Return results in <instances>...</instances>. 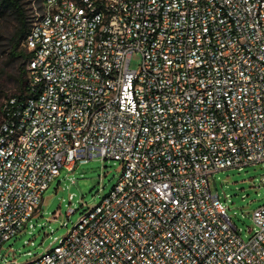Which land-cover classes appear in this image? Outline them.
Listing matches in <instances>:
<instances>
[{"label": "built area", "instance_id": "1", "mask_svg": "<svg viewBox=\"0 0 264 264\" xmlns=\"http://www.w3.org/2000/svg\"><path fill=\"white\" fill-rule=\"evenodd\" d=\"M33 4L31 95L0 111V251L63 169L100 159L118 183L27 264H264V205L245 241L211 187L264 164V0Z\"/></svg>", "mask_w": 264, "mask_h": 264}, {"label": "rangeland", "instance_id": "2", "mask_svg": "<svg viewBox=\"0 0 264 264\" xmlns=\"http://www.w3.org/2000/svg\"><path fill=\"white\" fill-rule=\"evenodd\" d=\"M33 2L25 0L29 12L35 7ZM14 25L13 18H0V31L9 32ZM141 64L142 57L136 53L131 68L139 70ZM25 78L28 79L27 74ZM7 87L9 95L15 94L13 82H9ZM2 103L5 101L0 100V107ZM122 173V163L100 159L79 163L73 171L63 169L44 193L42 206L32 219L36 228L28 225L22 234L7 241L0 251V262L27 264L56 248L83 213L101 204L104 197L111 193ZM211 187L227 208L242 238L249 241L255 228L253 212L264 205V164L216 172L211 177ZM70 209L75 213L69 217Z\"/></svg>", "mask_w": 264, "mask_h": 264}, {"label": "trees", "instance_id": "3", "mask_svg": "<svg viewBox=\"0 0 264 264\" xmlns=\"http://www.w3.org/2000/svg\"><path fill=\"white\" fill-rule=\"evenodd\" d=\"M25 0H0V18H13L15 25L9 32L0 31V100H22L31 95L27 65L30 55L23 47L30 27L29 10ZM3 44V45H2ZM9 82L16 86L15 94L9 95ZM5 103L1 104L0 111Z\"/></svg>", "mask_w": 264, "mask_h": 264}]
</instances>
